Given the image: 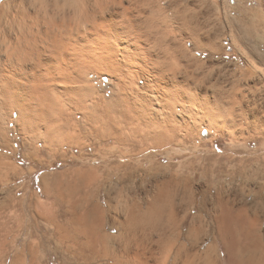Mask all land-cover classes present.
Returning a JSON list of instances; mask_svg holds the SVG:
<instances>
[{
  "label": "bare ground",
  "instance_id": "1",
  "mask_svg": "<svg viewBox=\"0 0 264 264\" xmlns=\"http://www.w3.org/2000/svg\"><path fill=\"white\" fill-rule=\"evenodd\" d=\"M111 2L108 10L98 18V29L72 37L35 27L28 0H4L1 3L0 21L9 20L12 24L8 27L0 22V111L7 110L8 116L17 112V127L29 139H39L46 145L79 146L87 138L83 133L85 124L82 126L81 123L87 122L92 125V135L107 139V142L111 141L107 138L110 136L114 141L124 143L128 137L122 121L128 122L130 116L157 121L158 114L149 107L154 100L146 92L157 93V100L163 109L166 108V113L167 108L173 109L177 105L187 111L198 106L205 117L212 115L216 119L221 108L226 106V95L208 90L213 83L208 89L205 86L206 90L196 87L200 77L196 76L195 62L186 44L189 40H199L202 35H199L200 30L196 29L192 16L186 13V0ZM180 2L183 5L179 7ZM156 30H171L169 37L176 41L168 42L175 57L173 72L159 64L165 54L149 46ZM105 77L109 80L108 85L99 87L104 85ZM109 91L111 98L107 97ZM66 103L74 105L75 116ZM98 109L105 115L100 128L95 125L100 119ZM79 114H82V122L78 120ZM0 115L1 119L3 114ZM114 118L119 120L111 122ZM2 119L0 133L6 134L7 121ZM165 120L178 121V118L172 110ZM3 146L9 147L8 141ZM112 152L111 157L108 156L110 163L116 161L112 159ZM119 157L120 162L111 165L106 172L100 173L95 168L82 172L83 195L67 189L77 182H68L65 188L57 179L50 183L47 178H42L49 207L44 214L35 210L37 216L32 217L29 226H36L39 219L45 221L53 231V236H48L50 246L61 252L66 264L79 260L87 264L103 259L107 260L106 264H264L261 208L247 203L233 204L232 195L224 186L223 192L219 191V210L212 229L201 214H191L188 198L195 187L194 181L177 182L174 186L180 195L178 200L163 201V191L175 181L174 176L158 181L159 191L153 198L134 201L123 209V218L114 216L108 225L105 217L114 210L113 198L111 194L108 196L106 209L95 201L93 188L96 182L100 184L105 180L123 184L127 181L131 171L127 170L129 165L125 161L130 156L121 153ZM15 168L12 162L0 159V180L8 177ZM223 177L229 185L258 188L257 197L262 195L264 198V157L239 159L238 166L225 171ZM3 201L22 208L28 204L24 200L16 201L12 196L10 199L6 196ZM41 202L32 197L29 203L38 209ZM201 207L207 210L206 198ZM24 217V213L14 212L10 216L14 220L12 225L8 220L1 224L5 230L1 240L3 247L11 243L8 237L12 233V242L18 241L15 232L16 228L27 225ZM108 226L113 232H107ZM208 232H213L214 239L202 251L198 244ZM242 245L248 248L236 258L234 249ZM25 251L31 254V264H35L34 242L27 243Z\"/></svg>",
  "mask_w": 264,
  "mask_h": 264
},
{
  "label": "rangeland",
  "instance_id": "2",
  "mask_svg": "<svg viewBox=\"0 0 264 264\" xmlns=\"http://www.w3.org/2000/svg\"><path fill=\"white\" fill-rule=\"evenodd\" d=\"M3 1L0 0V5ZM186 1L188 3L187 7L184 4L186 13L192 16L196 29L198 27L200 30L198 34L202 35L199 36L202 38L201 41L194 39L186 44L195 62L196 76L202 77L201 79L196 77L197 82L201 81L202 84L196 82V87L199 90H206L208 85L213 83L211 90L210 87L208 90L218 93L221 91L227 96L229 105L226 103V106L221 108L222 111L220 115H216V119L212 115L205 117L198 106L188 111L185 109L186 112L183 107L181 108L182 105H177L173 109L167 108L166 113V108L163 109L157 100V93L146 92L154 100L149 103V107L158 114L157 121L134 116L135 119L131 116L128 118L129 123L120 119L121 124L126 126L124 130L128 137L124 143H118L110 136L106 137L111 138V141L101 140L100 137L92 135L90 123H81L82 126L85 124L83 133L87 138L85 143L79 146L46 145L43 141H38L39 139H29L17 127V112L8 116L7 110L3 111L4 113L0 111V114H3L1 119L7 121L5 126L8 129L6 134L0 133V159L10 161L16 167L8 177L0 180V247L2 246L0 264H31V254L25 251L27 243L30 242H34L37 252L35 264H66L61 252L54 251L52 245L50 246L48 239L53 236V231L45 221L41 218L44 222L39 219V226L38 224L34 227L29 226L30 220L37 216L36 212L40 210L44 214L49 207L42 178H47L50 183L57 179L65 188L68 182H77L75 186L72 184L67 189L76 190L83 195L85 189L84 181L80 178L82 172L94 168L100 173L106 172L111 165L120 162L121 153L130 156L128 157L130 159L126 158L125 161L129 165L127 170L131 171L127 181L123 184L105 180L100 184L96 182L95 190L93 188L95 201L101 203L104 208L108 209V196L111 194L113 198L114 210L112 209L105 217L108 225L114 216L123 218V209L132 205L134 201L143 202L153 198L155 192L159 191V182L165 178L170 180L171 176H174L175 181L170 182V186L163 191V201L178 200L180 195L176 193L174 186L177 182L194 181L195 187L189 192L188 198L191 201V214H201L207 224L209 222L208 227L212 229V226L214 228L216 225L214 217L219 210V191L221 192L224 186L232 195L233 204L259 205L262 212L260 233L264 236V198L262 195L257 197L256 192H259V189L229 185L223 177L225 171L238 166L239 159L264 157V0ZM182 5L180 2L178 6ZM203 62L205 64H201ZM106 78L105 86L101 84L99 87L106 88L109 83ZM111 96L112 92L109 91L107 97ZM68 104L66 103V107L75 116L77 110L74 105ZM172 110L178 121L167 122L165 116ZM98 114L100 119L95 125L100 128L105 115L102 109H98ZM78 118L83 121L82 114H79ZM115 120L119 119L114 118L111 122ZM108 121L109 119L105 122ZM6 141L9 147L3 146ZM111 151L114 154L112 159L116 160L114 163H110ZM32 153L35 154L32 156ZM77 171L81 173L78 174ZM253 188L256 191H253ZM6 196L7 199L12 196L14 200H24L28 204L23 208L21 205L12 206L7 203L8 200L6 203L3 201ZM32 197L42 201L38 209H34L29 203ZM204 198L207 199V210L201 207ZM14 212L24 213L27 225L16 228L18 241L12 242L14 237L12 233L8 237V242L11 240V243L7 242L8 245L3 247L1 240L5 236V230L1 224L8 220L12 225L14 220H11L10 216ZM108 231L113 232L109 226ZM213 235V232H208V235L205 234L200 240L198 246L202 251L213 241ZM40 242H43V245ZM247 248L243 245L236 246L234 249L236 258L241 257V253H245ZM237 249H241V252ZM106 261L103 259L87 264H106ZM67 264L86 263L79 260L78 263L70 261Z\"/></svg>",
  "mask_w": 264,
  "mask_h": 264
},
{
  "label": "clouds",
  "instance_id": "3",
  "mask_svg": "<svg viewBox=\"0 0 264 264\" xmlns=\"http://www.w3.org/2000/svg\"><path fill=\"white\" fill-rule=\"evenodd\" d=\"M111 0H28L33 14L35 27H43L48 32L59 33L67 37L84 35L100 27L99 17L109 8ZM11 27V21H0ZM171 30H156L150 47L165 54L159 61L160 66L173 72L175 57L168 42L175 40L169 37Z\"/></svg>",
  "mask_w": 264,
  "mask_h": 264
}]
</instances>
